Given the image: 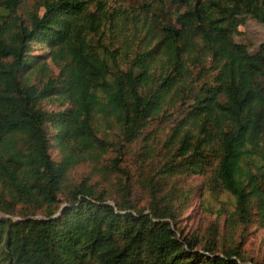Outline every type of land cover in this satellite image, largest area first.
<instances>
[{"label":"trees","instance_id":"trees-1","mask_svg":"<svg viewBox=\"0 0 264 264\" xmlns=\"http://www.w3.org/2000/svg\"><path fill=\"white\" fill-rule=\"evenodd\" d=\"M36 1L22 15L0 0V264H264L243 237L264 226V41L235 39L245 15L264 22V0H150L141 49L103 41L102 0ZM192 51L210 82L191 84ZM181 89L192 103L159 151L142 133ZM196 173L233 198L223 232L178 225Z\"/></svg>","mask_w":264,"mask_h":264},{"label":"rangeland","instance_id":"rangeland-1","mask_svg":"<svg viewBox=\"0 0 264 264\" xmlns=\"http://www.w3.org/2000/svg\"><path fill=\"white\" fill-rule=\"evenodd\" d=\"M150 0H102L103 7L107 10V15L101 18L103 26L102 36L103 41L111 43L115 46H129L132 48L141 49L144 47L143 34L152 19L151 12H147L144 8H148V2ZM37 3L36 0H21L19 5V13L25 15L27 9H32ZM91 8H94L91 3ZM169 10H175L174 6H168ZM183 9V6L180 7ZM117 10V11H116ZM160 18H163L160 14ZM137 23V24H136ZM238 31L235 33V39L248 44L250 50H255L261 42L264 41V22H261L251 15H245V22L238 25ZM134 31H139V35H133ZM198 44L193 50L198 53ZM47 47L40 42H34L32 44L31 52L34 54L44 53ZM192 53L187 56V61L191 65V73L196 74L198 66L195 65L197 59H204L203 55H198L194 61L191 59ZM199 54V53H198ZM46 60L52 68V71L57 72V67L52 63L50 57L43 58ZM191 75L194 78L191 84L198 86L202 81L210 82L212 80V71L208 70L205 73H198ZM180 97L172 105H166L162 113L153 118L146 131H143L142 135H153L154 146L160 151L165 149L161 143L167 138L168 134L172 131L171 126L174 125L178 119L185 113L192 103L193 92L189 89H181ZM45 106L48 108L56 107L57 101L54 97L49 98L45 102ZM103 124V123H102ZM142 136L138 137V140L134 141L132 148L135 152L139 150L142 143ZM51 153L53 156L58 157L56 149L52 148ZM133 155L125 157L127 165L130 163ZM90 170L88 163H80L73 167L69 171V177L72 180H78L82 175L87 174ZM131 170V169H130ZM207 179V174L196 173L183 177L180 181L185 189H189L188 202L185 204L184 209L180 214L178 225L185 232L194 233L198 236H205L210 228L217 224L219 232H223V223L226 212L233 208V198L226 191H218L216 193L211 192L208 187L203 183ZM111 187L112 183L110 184ZM135 191L133 194V200L139 206L147 202L146 194L140 188L138 183H135ZM116 189V186L113 188ZM228 210V211H227ZM41 213H38L40 215ZM240 228L237 230L236 237H239ZM245 239L244 246L248 253L259 260L264 261V226L252 223L248 226L246 232L243 234Z\"/></svg>","mask_w":264,"mask_h":264}]
</instances>
